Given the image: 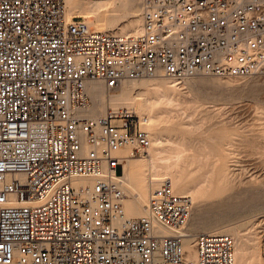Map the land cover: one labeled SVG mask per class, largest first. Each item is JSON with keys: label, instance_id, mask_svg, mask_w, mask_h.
<instances>
[{"label": "built area", "instance_id": "1", "mask_svg": "<svg viewBox=\"0 0 264 264\" xmlns=\"http://www.w3.org/2000/svg\"><path fill=\"white\" fill-rule=\"evenodd\" d=\"M139 3L140 30L119 34L66 17L63 0H0V264H235L220 231L194 234L187 256L192 200L170 179L125 217L119 175L151 146L145 118L78 110L90 81L264 77V0Z\"/></svg>", "mask_w": 264, "mask_h": 264}, {"label": "rangeland", "instance_id": "2", "mask_svg": "<svg viewBox=\"0 0 264 264\" xmlns=\"http://www.w3.org/2000/svg\"><path fill=\"white\" fill-rule=\"evenodd\" d=\"M107 1L100 5L102 10L95 7L90 13L86 10L69 17L94 20L91 28L119 34L141 27L139 0ZM97 8L101 20L94 17ZM185 79L158 76L124 81L116 92L129 97L128 102L104 107V113L128 110L145 118L142 127L152 134L147 154L131 158L143 169V209L153 185L170 179L177 193L192 200L185 231L194 224L232 225L235 232H220L232 234L234 247L244 248L235 264H264V77L196 75ZM150 158L156 167L148 163ZM165 169L182 178L185 192L175 187ZM115 171L120 172L119 165ZM204 231L208 230L196 233Z\"/></svg>", "mask_w": 264, "mask_h": 264}, {"label": "bare ground", "instance_id": "3", "mask_svg": "<svg viewBox=\"0 0 264 264\" xmlns=\"http://www.w3.org/2000/svg\"><path fill=\"white\" fill-rule=\"evenodd\" d=\"M63 2H64V6H65L66 17H69L73 13H76V12H78V13L81 12L82 13V12H84L86 10H88L89 11L88 13H90V10L93 9V8L95 10V7H99L101 9L100 5H103L105 2H108V1L107 0H93V1L89 0L88 3L91 4L89 6L86 5L85 0H63ZM121 2H122V0L121 1H117V3H119V4H121ZM107 4H105V5H107ZM123 6H124V4H123ZM99 8H97L98 12H94L95 13L94 17H97L98 19L101 20V18H99V16H98L100 14H98V15L96 14V13H99V11H100ZM104 12L105 11H103L102 13H104ZM93 21L91 19H87L85 21V23L91 28L90 25L93 24ZM130 27H132V26H130ZM139 30H140V28L137 31H135V32L133 31V32L129 33L128 31H130V30L124 29L125 32H121V33H123V34H132V33L138 32ZM152 78H154V77H152ZM165 78H167V77H165ZM189 78H192V77H187V79H189ZM141 79H144V78H141ZM184 80H186V79H184ZM184 80H182V81H184ZM118 86H116L114 88H108L102 82H99V81L86 82L85 86H84V90H85V93L88 96V103L86 104L85 107H83L82 109L78 110V114L83 116V117L95 118V117L102 116V115L105 114L104 113V107L107 104H110V105H112L114 107H117L119 105L127 103L129 97L128 98L124 97V95H123V93L121 91L120 92H116V90H118V89H116V88H118ZM89 97H90L91 101L89 100ZM110 108H111V106H110ZM145 121H146V119H145ZM148 134H149V132H148ZM149 137H150V140L152 142V134H149ZM120 152H129V151H128V148H123V149L120 150ZM132 160L133 159H131V158H127L125 161H123V163H122V174L119 175V186L121 187V189L124 192V195L126 196V198L122 199V201H121L124 204V208H125V212L126 213L124 212V209L123 208L122 209H123L125 217H129L131 215L135 216V215H139L142 212L143 213L145 212L144 209H143V203L145 201V198H144V191H143L142 187L143 188L146 187V182H145V180L143 178V175H142L143 169L140 167V165H136L135 163L133 164ZM148 163L151 166L153 165L154 167H156L153 158H150ZM168 167L169 166H167L166 168H168ZM168 169H165L166 174L167 175H172V178L174 179L173 181H174L175 187L179 191L185 192L186 188H185V185H184V182H183L182 178L179 177V175H177V173H174V172L170 173V171L167 172ZM74 182L76 183V182H81V181L76 179V180H74ZM154 185H153V187H154ZM197 223H198V221H197ZM187 224H188V222H187ZM187 224H186V226H187ZM185 230L186 229H184V231H183L184 234L187 236L185 238V241H184L185 251L187 253V256L189 258L193 259V260L195 259V246H194V241H193V235L198 230H208V231L230 230V231L235 232L234 226H232V225H226L224 227H216V226L208 225V224H206V225L194 224V225L190 226L187 231H185ZM204 232H206V231H204ZM230 235L232 236V234H230ZM233 239H234V237H233ZM242 250H244V248L241 249V248H239L237 246L234 247L235 262H236V257L239 256V254L241 253ZM240 258H242V257H240Z\"/></svg>", "mask_w": 264, "mask_h": 264}]
</instances>
